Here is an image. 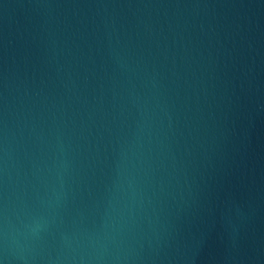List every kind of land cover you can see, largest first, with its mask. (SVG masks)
<instances>
[{
  "label": "water",
  "instance_id": "water-1",
  "mask_svg": "<svg viewBox=\"0 0 264 264\" xmlns=\"http://www.w3.org/2000/svg\"><path fill=\"white\" fill-rule=\"evenodd\" d=\"M0 264H264V0H0Z\"/></svg>",
  "mask_w": 264,
  "mask_h": 264
}]
</instances>
